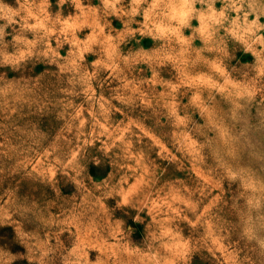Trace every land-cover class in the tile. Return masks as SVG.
Returning <instances> with one entry per match:
<instances>
[{
  "label": "clouds",
  "instance_id": "1",
  "mask_svg": "<svg viewBox=\"0 0 264 264\" xmlns=\"http://www.w3.org/2000/svg\"><path fill=\"white\" fill-rule=\"evenodd\" d=\"M57 38L66 44L63 55ZM53 60L66 69L67 91L78 88L77 94L100 101L98 114L110 111L112 100L127 106V89L155 80L163 89L169 139L189 159L208 164L233 192L231 224L264 264V0H0V100L14 98L18 83L31 79L38 65L49 70ZM129 67L147 74L129 78ZM104 70L121 79L111 99L92 96ZM30 131L48 135L37 124ZM90 162L101 164L96 156ZM19 207L30 210L26 197ZM155 207L163 205L150 200L135 210L133 222L144 225L140 242L118 219L128 238L108 243L122 264H184L191 235L167 214L152 226ZM48 254L41 250L40 260ZM25 258L0 247V264ZM60 264L104 261L73 242Z\"/></svg>",
  "mask_w": 264,
  "mask_h": 264
},
{
  "label": "rangeland",
  "instance_id": "2",
  "mask_svg": "<svg viewBox=\"0 0 264 264\" xmlns=\"http://www.w3.org/2000/svg\"><path fill=\"white\" fill-rule=\"evenodd\" d=\"M54 44L63 55L65 42L57 38ZM48 69L38 65L31 79L17 84L14 98L0 100V247L26 254L15 264H60L73 242L93 260L99 254L104 264H122L119 250L108 243L128 238L117 221H125V230L140 242L144 225L133 217L150 200L163 205L152 209V226L167 214L191 235L184 264H257L231 224L227 201L233 192L208 164L189 159L169 139L160 110L163 89L155 80L127 89V106L112 100L110 111L98 114V99L66 90V69L55 60ZM124 71L137 80L147 74ZM120 86L119 76L104 70L92 96L111 99ZM33 124L46 139L30 131ZM93 156L99 166L90 162ZM25 197L28 211L19 207ZM45 249L49 254L40 260Z\"/></svg>",
  "mask_w": 264,
  "mask_h": 264
}]
</instances>
